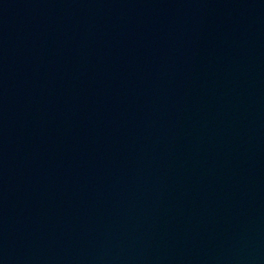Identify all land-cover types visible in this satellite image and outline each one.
I'll return each instance as SVG.
<instances>
[{
	"label": "water",
	"instance_id": "95a60500",
	"mask_svg": "<svg viewBox=\"0 0 264 264\" xmlns=\"http://www.w3.org/2000/svg\"><path fill=\"white\" fill-rule=\"evenodd\" d=\"M0 264H264V0H0Z\"/></svg>",
	"mask_w": 264,
	"mask_h": 264
}]
</instances>
